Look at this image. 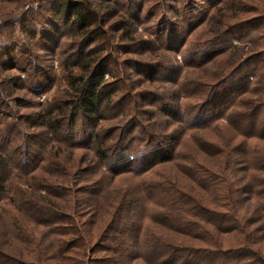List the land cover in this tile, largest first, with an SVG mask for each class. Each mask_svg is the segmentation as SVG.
Here are the masks:
<instances>
[{
    "label": "trees",
    "instance_id": "obj_1",
    "mask_svg": "<svg viewBox=\"0 0 264 264\" xmlns=\"http://www.w3.org/2000/svg\"><path fill=\"white\" fill-rule=\"evenodd\" d=\"M8 1L3 7L0 0L7 18L0 49H8L17 32L47 42L69 27L68 47L79 51L78 59L60 61L65 89L35 103L37 111L0 123V264H264V45L259 51L261 37L251 40L258 51L244 56L231 35L251 31L241 32L251 22L240 14L248 13L247 5L230 3V14L219 5L196 22L187 16L195 1L185 0L172 8L182 29L170 25L151 43L137 37L128 11L152 17L161 2L130 0L122 13L118 0ZM41 12L49 15L42 21L48 27L38 33L33 26ZM202 24L211 31L190 42ZM105 27L125 55L150 56L123 59L125 75L111 81L104 76L117 64L103 53ZM224 39L229 47L216 50ZM61 40L58 35L49 55L63 50ZM184 48L191 57L214 51L203 62L185 58L181 69L159 55ZM12 69L18 66L0 64V107L4 91L24 82L5 75ZM130 72L141 77L136 81ZM30 80L26 87L35 97L52 81L35 64ZM13 102L32 106L24 98ZM19 124L30 130L11 150V140L22 134ZM78 134L85 141L71 143ZM63 147L71 150L64 158L73 163L69 169L61 168ZM46 149L53 156H43ZM79 149L91 156L75 157ZM42 161L48 169H37ZM165 166L170 169H160Z\"/></svg>",
    "mask_w": 264,
    "mask_h": 264
},
{
    "label": "rangeland",
    "instance_id": "obj_2",
    "mask_svg": "<svg viewBox=\"0 0 264 264\" xmlns=\"http://www.w3.org/2000/svg\"><path fill=\"white\" fill-rule=\"evenodd\" d=\"M2 4L3 7L4 6H9V1L8 0H2ZM117 1V0H116ZM145 2L146 5H150V4H155L156 6L160 5L157 4L159 2L163 3L161 8H158V12L153 15L151 17L150 14L146 15V13H133V11H128L130 12V18H131V23L134 27H136L137 29V37L139 39L142 38V40L145 41H150L151 43L154 41L155 37H165V32L169 31L170 29V25L173 26L174 28H180L182 25V17L178 16L176 17V13L174 12V9H172L173 7L177 8V7H181V4L183 2H185V0H168L167 2L165 0H134V3H139V2ZM151 1V2H150ZM195 1V5L194 6H190L189 7V12H188V17L191 16H195L197 17L195 19L196 22L200 21V19H202V13L204 12V16H205V20L209 17V15H212L214 9H216L219 5V7H224L223 8V13H227L230 14V9L232 4H239L240 6L244 7L245 5H247L246 7L248 8V13L243 14V12L240 14L241 17H243V19H251L250 21V25H248V27L245 28V30H243L244 28H241V32L243 33V31H246V29H248L249 27L251 28V31L248 32L247 35H245V33H243V35H241L240 32H237V34L239 33L240 35H237L236 32L231 34V35H236L233 36L235 37L237 40H233L232 41V45H234L235 47L241 49V53H243L244 56L249 55V52L253 51L256 47H254L252 44L251 40H254L255 38H259L261 37V39L259 40V42L264 45V0H218V2L220 4H217L215 6L209 5L206 2H203V0H194ZM214 0H212L213 2ZM95 2V1H94ZM229 2V3H228ZM120 12H127L126 9H123V7L127 6L126 8H129L128 5H130V0L126 1V0H118L117 2ZM231 3V6H230ZM147 7V6H146ZM228 7V8H227ZM183 8V7H182ZM252 9V10H251ZM124 10V11H123ZM236 12H239L238 10L235 9ZM4 11H0V24H2L7 18L4 15ZM234 13V11H233ZM48 13L45 12H41V16L40 19L38 21H36L37 25L33 26L36 31H38V33L40 32V28L45 27V25L47 24H42L43 20L48 18ZM205 23V21H204ZM48 27V25H47ZM207 25L202 24L200 27L197 28V30L195 31V33H193L190 38L189 41L191 42L192 40L195 42L196 40H203V36L204 34L207 32H210L211 29H207L206 28ZM106 28V27H105ZM107 29V35L108 38V44H106V42H104L105 45L107 46H103V50H105V52L103 53H107V55L111 56V61L114 60L115 63L117 64L112 65L110 71L105 74L104 79L111 81L115 75V77L119 76L122 77V75H125L124 72L125 70H123L122 68V60L127 58V57H132L134 59H137L139 62L140 61H145L147 60L150 56L148 55V53H144V54H137L136 52L141 51V46L139 47H134V50L136 51V54H130V56L125 55L124 51L125 49H123L125 46L124 44L120 43L119 41L113 39V33L111 31H109L108 28ZM182 29V28H180ZM72 28H65V27H60L57 31H55L54 33V39L53 41H42L41 36L36 35L35 38H31V37H27V36H21L19 35V33H15L12 36V39H10V41L7 43L9 48L4 50V49H0V64L2 63H9L10 65H17L18 69L22 68L24 73H22L21 71H19L18 69H12L10 71L7 72V74L5 75H20L21 76V80H24L23 83H19L18 84V90H12L11 89H7L4 91V95L6 96V102H4L5 106H1L0 107V114H2L0 116V123H8V116H14L16 115H20V114H27L30 113L32 111H37V109L34 107L35 103H45L48 102L53 95L55 94L56 91H61V89H65L64 87V83H62L59 78L61 76V68H60V61L61 59H65L66 56L68 55V57H71V59H78L77 57V53L79 50L75 49L74 47H68V42L70 41V34L73 32ZM8 31H12V30H5V33H7ZM50 31V30H48ZM205 32V33H204ZM1 33V32H0ZM37 34V32H36ZM159 34V35H158ZM58 35L62 36V40H61V44L63 47L62 49H59L57 51L58 55H60V57H58V55L56 56H51L48 53V50H52L54 49L55 45L54 40H56V38L58 37ZM199 38V39H198ZM1 41V40H0ZM231 42V40H230ZM102 44V45H104ZM229 47V40H225L224 42H221L217 48H215L216 50H225ZM10 48L13 50L11 51ZM262 47H259V49H262ZM188 48H184L183 51L180 54H173V53H161L159 55L161 56H165L167 58V60H170V62L172 63V65H174L177 69H181L182 67V63L183 60L185 58H187V60H194V62H203L204 59H207V57L209 58V55L211 54L212 49H208V50H202L198 53L196 52V54L194 56H190L189 52L187 51ZM256 50V49H255ZM256 50V51H258ZM260 51V50H259ZM12 52V55L11 53ZM21 52V53H19ZM25 52H29V54L35 56V59L31 60L29 57V55L25 56ZM10 54L11 56V60L7 61V55ZM23 54V55H22ZM63 54V55H61ZM206 54V55H204ZM215 54V53H214ZM106 55V54H105ZM132 55V56H131ZM157 55V54H156ZM131 58V59H132ZM228 59V56H218L217 59H223V61H225V59ZM51 59V60H50ZM164 60V59H163ZM220 62V61H219ZM34 64L41 67L42 69H44V71H47V74L50 75L51 77V82L50 85L44 84V87H46V91L43 92V94H41L39 97H35L33 96L31 93L28 92L27 87L28 85H30L32 83L33 80L31 79V76L34 75ZM51 65V67H50ZM49 66V68H48ZM205 67H210L211 72H213V70H215V65H207ZM138 69H142L138 68ZM129 71V70H128ZM126 72L127 74H129V72ZM209 71V72H210ZM130 75L133 79H136V81L141 77L138 72L136 74L131 73ZM29 79H28V77ZM28 80V81H25ZM158 85V84H157ZM169 85V84H167ZM27 86V87H26ZM23 87V88H22ZM168 88V86H161V88ZM14 97H19V98H24L26 99L27 102H29L32 106H28V104H23V106L18 107L16 105L15 102H13V98ZM193 101V100H192ZM191 101V103H192ZM171 103L172 105L174 103H176L174 100H162V103ZM26 103V102H24ZM27 105V106H26ZM22 123V122H21ZM107 123H113V122H107ZM22 124H19V128H21V135L17 136L16 138L12 139L10 142V149L12 150V148L18 146L19 144H22L23 141V137L22 135L25 134V132H28L30 129L29 128H23L22 129ZM37 131V130H36ZM74 139H71V143L74 144H81V142L85 141V137L83 135H76L75 137H73ZM38 147V146H35ZM39 148V147H38ZM63 152H61L62 155V169L66 168H70V166H72L73 163L70 162L69 159H64L66 157H68V155L71 153V150L66 149L64 150V147L61 148ZM36 150V149H35ZM39 150V151H38ZM36 150L37 152H40L41 148ZM44 154H47L46 157L50 158L51 156H53L54 151H51L49 154V150L46 149L43 151ZM42 152V153H43ZM74 153L75 157H79V155H90L91 156V151L88 149H79L76 150ZM21 152H17L16 156L17 159H21L22 155H20ZM45 157V159H47ZM74 157V159H75ZM62 161V160H61ZM46 165L45 162L42 161L41 164H39V167L37 169H48L46 167H44ZM49 167V166H48ZM169 166H165L160 168V169H170L168 168ZM51 169V168H49ZM38 173V172H37ZM130 174H126L124 175V177H130Z\"/></svg>",
    "mask_w": 264,
    "mask_h": 264
}]
</instances>
